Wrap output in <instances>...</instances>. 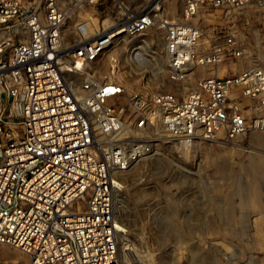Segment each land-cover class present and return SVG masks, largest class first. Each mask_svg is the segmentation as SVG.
Instances as JSON below:
<instances>
[{"label":"built area","instance_id":"obj_1","mask_svg":"<svg viewBox=\"0 0 264 264\" xmlns=\"http://www.w3.org/2000/svg\"><path fill=\"white\" fill-rule=\"evenodd\" d=\"M101 1L0 0V243L26 252L29 264H122L114 215L122 172L163 142L264 132L262 66L200 73L182 95L178 85L127 90L97 72L98 62L120 67V40L134 65L149 62L139 37L156 28L167 77L185 82L196 67L244 50L232 32L205 44L198 10L264 9V0H112L105 17ZM88 6L65 43L73 11Z\"/></svg>","mask_w":264,"mask_h":264},{"label":"rangeland","instance_id":"obj_2","mask_svg":"<svg viewBox=\"0 0 264 264\" xmlns=\"http://www.w3.org/2000/svg\"><path fill=\"white\" fill-rule=\"evenodd\" d=\"M85 9L73 11L64 29L65 43L77 38L74 24L91 7ZM96 11L101 17L113 15L112 0H102ZM194 21L204 30L205 44L232 32L243 44L242 55L206 72L198 66L190 79L177 83L167 77L162 33L152 28L139 37L147 42L142 45L152 59L134 65L126 41L120 40L116 49L121 65L114 76L127 90L165 91L178 85L182 95L200 73L264 67L263 8L202 6ZM98 63L99 74L112 73ZM69 76L75 83L80 78L76 72ZM255 135L264 138V132L252 131L232 140L220 134L190 144L163 142L122 172L123 187L114 198V215L124 228L118 234L122 264H264V144ZM29 261L20 248L0 243V264Z\"/></svg>","mask_w":264,"mask_h":264},{"label":"bare ground","instance_id":"obj_3","mask_svg":"<svg viewBox=\"0 0 264 264\" xmlns=\"http://www.w3.org/2000/svg\"><path fill=\"white\" fill-rule=\"evenodd\" d=\"M143 43H146V44H147L146 41L142 40L141 45H142ZM142 46H143V45H142ZM147 46H148V44H147ZM201 68L204 70V72H206V70L210 69L211 67H210V66H202ZM203 70H202V71H203ZM112 73L115 74V73H118V71H112ZM123 73H124V72H121L120 75H121V74L124 75ZM254 138H255V141L264 144V138H263L262 136H260V135H255ZM263 198H264V197H263ZM123 230H124V228L121 226V231H123Z\"/></svg>","mask_w":264,"mask_h":264}]
</instances>
